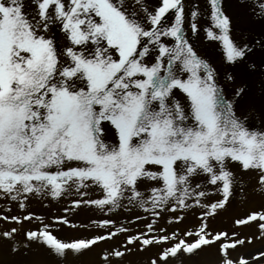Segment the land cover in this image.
<instances>
[{"label":"snow or ice","instance_id":"snow-or-ice-1","mask_svg":"<svg viewBox=\"0 0 264 264\" xmlns=\"http://www.w3.org/2000/svg\"><path fill=\"white\" fill-rule=\"evenodd\" d=\"M133 2L139 6L140 0ZM210 4L221 35H207L223 42L229 61L243 57L245 50L229 39L230 20L220 0ZM258 6V15L264 16V2ZM25 7L24 0H0V191L12 200L43 191L55 198L73 184L78 192L88 188L85 182L90 181L102 198L82 202L100 209L108 206L112 211L127 199L142 208L150 203L147 211L168 204L175 211L189 207L186 201L194 196L204 215L211 216L225 207L236 183L229 163L255 171L264 187V131L249 129L236 116L234 102L225 100L213 82L211 67L184 39L181 0H161L147 14L150 28L129 11L128 0H35L30 13ZM170 11L175 16L169 26L165 20ZM56 24L72 45L60 53L48 38ZM161 37H172L174 45L166 46ZM153 51L158 55L149 64L145 58ZM174 90L185 95L187 111ZM106 125L114 130V143L104 138ZM200 179L216 186L222 199L202 203L207 193L197 192ZM144 181L161 185L151 187L147 199L139 190ZM252 221H264V213L235 223L247 226ZM205 227L185 233L189 240L180 239L150 264H168L169 257L194 255L214 244L220 264H249L243 257L231 258L244 239L237 236L226 243V231L210 235ZM259 229L264 236V223ZM27 237L61 257L111 238L62 242L47 230L29 231ZM134 242L145 248L159 243L137 236L127 240L129 245ZM262 260L264 251L254 264Z\"/></svg>","mask_w":264,"mask_h":264},{"label":"rangeland","instance_id":"rangeland-1","mask_svg":"<svg viewBox=\"0 0 264 264\" xmlns=\"http://www.w3.org/2000/svg\"><path fill=\"white\" fill-rule=\"evenodd\" d=\"M258 3L259 1L256 0V2L254 3V8L256 7L257 9H259ZM223 5L225 9L228 12H230V14L236 15L235 14L236 8H238L239 13L237 15L242 14L246 18L252 19V12L245 8L246 5L247 6L249 5L248 3L245 5L244 3L241 2L238 3L234 0H225ZM261 32L263 31L261 30ZM260 43H264V33H262V35L260 36ZM67 45H71V44L67 43ZM261 50H264L263 46L261 47ZM253 55L254 52L249 57ZM207 56L210 61L216 60L218 57V52L215 50L208 51ZM245 62L248 63L247 66H245V63H240V66L239 63H237V65L231 64L228 66V69L232 72L231 75L234 76L233 79H235V77L237 76L238 71H239V75L241 74L240 71L249 72L247 73V75L246 74L244 75L245 80L242 86H246V87L244 88V91L241 92L243 94H240L236 98V106L242 107L244 109L252 108L264 120V95L262 91L263 88L260 87L261 89L259 90L258 85L256 86L255 84L256 81L254 83V76L256 74L264 73V60L258 58V61L252 62L250 61V59H245ZM251 62L252 64H250ZM243 66L245 67L242 68ZM237 67L238 68L241 67L242 69L240 70V68L238 69ZM238 78L239 77H237V79ZM261 81H262L261 83L264 85V77L261 79ZM110 131L111 134L113 135L114 130L111 129ZM233 174L236 178V184L233 185L231 196L229 197V200L226 203L230 210V216L226 215L229 216V218L227 217L226 220L227 222L224 224L221 223L218 226H216L217 223L212 224V226L209 225L210 226L209 228L211 229L210 231L214 230L213 232H215V230L218 231L220 229H227V228L231 230H237L236 229L237 224L235 223V220L245 217L249 212L264 213V208H263L264 187H262L259 184L256 172L252 170L249 171L236 170L233 172ZM201 183L205 184L204 180ZM151 187H160V184L150 181L148 187L144 191H141L145 199H147V197L150 196ZM202 187L209 188V186H202ZM201 190L207 193L205 197L201 198L202 203L205 204L215 203L216 201L222 199V193L217 190L216 186H211L209 189L206 188L197 189V192ZM84 200H94V199L93 197L84 196L83 198L80 199L79 203L78 202L70 203L67 199H64L61 201L63 204L57 206L56 210H58L57 211L58 217L66 218L67 216L73 214L71 218L66 219L67 222L69 223L72 222L73 226L65 225L66 227L65 226L61 227L59 231H56L59 237L68 239L82 235L85 236L90 235L91 233L100 234L104 230H107L100 228V225L103 224L104 221H112L114 225H116V227L119 226L118 231H116V236H119L118 237L119 239L127 236H134V234H139L141 238L154 236L157 234H163L169 237L170 234H174V233H177L176 234L177 236L179 233L180 234L182 233V229L187 227L185 225H190L191 227L196 228L195 224L198 222V220L203 219V215L205 211L204 209L199 207V205L196 202V199L193 200L194 207L191 206H189L188 208L177 207L175 211L171 210L173 207L172 204H168L164 206V208L157 207L151 211H147L145 209H141V207L138 205V202L129 203L127 199H124L122 201L121 207L109 211L108 206H105L103 209H100L94 205L83 203L82 201ZM146 206L148 209H151L152 207L150 203L146 204ZM165 208L167 210H165ZM91 211H95V213ZM43 212L48 214L46 210ZM91 217L97 218L96 224L98 226L95 227L93 230L83 229L80 223L78 225L77 222L85 223ZM260 222L264 223V221H256L255 225L259 224ZM231 223L234 224V228H231ZM56 225L58 224L53 223L52 227ZM149 225L151 226V228H149ZM175 227L176 229H174ZM91 228H93V226ZM121 229H123L124 231H121ZM63 232H67V233L62 234ZM183 233L185 234V232ZM251 233L254 234V231H252ZM71 234L73 236H71ZM242 234H246V233L242 232ZM175 237L171 240H175ZM185 238L187 240L190 239V237H188L187 235L185 236ZM111 244L112 243L109 244V241H105L101 243L98 249L99 248L101 249L103 246L106 245L111 246ZM125 245L130 249L132 258L134 259L138 258L135 259L137 261H142L141 259L145 257L147 258L152 255L154 256L155 253L159 250V247L156 245H150L145 248L137 242H134L132 245H129L128 243H126ZM258 246H261V244L256 245V242H254L253 246L250 249L248 248V251L255 250L256 247ZM127 258L129 259L130 256L128 255ZM36 259L39 262H44L46 260V258H43V256L39 254H37ZM87 261L90 264H97L99 261L97 254H91L90 257H88ZM132 264H145V263L134 261ZM192 264H202V263L197 260Z\"/></svg>","mask_w":264,"mask_h":264},{"label":"bare ground","instance_id":"bare-ground-1","mask_svg":"<svg viewBox=\"0 0 264 264\" xmlns=\"http://www.w3.org/2000/svg\"><path fill=\"white\" fill-rule=\"evenodd\" d=\"M208 248H210V247H208ZM204 249H205V247H203L201 250H204ZM244 249H245V246H237V250H238L239 253H241ZM68 253H71V252L69 251ZM202 253H203L202 254V257L204 258V260H207L208 259L211 262L213 261V259H214L213 258V254L214 253L211 250H205ZM250 260L251 259H249L248 261L250 262Z\"/></svg>","mask_w":264,"mask_h":264}]
</instances>
